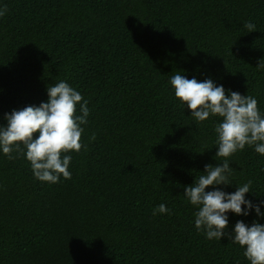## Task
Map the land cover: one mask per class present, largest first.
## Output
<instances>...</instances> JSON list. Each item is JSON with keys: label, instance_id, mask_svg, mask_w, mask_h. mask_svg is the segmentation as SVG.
Instances as JSON below:
<instances>
[{"label": "trees", "instance_id": "16d2710c", "mask_svg": "<svg viewBox=\"0 0 264 264\" xmlns=\"http://www.w3.org/2000/svg\"><path fill=\"white\" fill-rule=\"evenodd\" d=\"M5 7L0 127L61 80L90 114L87 148L67 153L70 180L40 182L23 153L0 151V264H249L227 236L208 240L195 227L184 190L222 163V118L197 123L170 79H211L253 96L264 116V0H0ZM229 159L233 184L220 189L252 181L246 199L264 200V156L246 145ZM160 204L170 213L153 215ZM227 215L229 233L237 221L264 224L254 209Z\"/></svg>", "mask_w": 264, "mask_h": 264}, {"label": "clouds", "instance_id": "9594fccd", "mask_svg": "<svg viewBox=\"0 0 264 264\" xmlns=\"http://www.w3.org/2000/svg\"><path fill=\"white\" fill-rule=\"evenodd\" d=\"M6 12V7L0 10V17ZM244 27L251 33L256 25L245 22ZM258 67L264 68V63L259 62ZM170 84L175 97L187 106L197 123L210 117L222 118L215 128L218 137L215 159L221 158L222 163L206 165L198 180L184 190L187 200L198 209L195 213L196 229L208 240L221 241L227 236L232 243L245 249L244 256L249 264H264V224L253 222L249 226L237 221L233 231H227V213L248 216L254 209L258 217H264L261 211L264 200L253 204L246 199V194L251 192L252 181L237 185L233 193L219 187L233 184L229 158L237 151L247 145L264 156V116L258 109L257 100L238 92L229 91L226 94L224 87L217 86L211 79L199 82L195 78L175 74L171 76ZM47 94V101L39 106L30 105L5 114L7 125L0 127V151L10 160L15 158L14 152L23 153L37 180L56 184L61 176L65 180L71 179L69 166L72 157L67 153H79L82 148H87L81 138L84 133L82 126L88 123L90 110L88 101L66 81L48 86ZM77 105L80 115L76 114ZM90 139L94 140L95 134ZM210 187L213 190L206 191ZM158 213L168 214L170 210L160 204L153 215Z\"/></svg>", "mask_w": 264, "mask_h": 264}]
</instances>
